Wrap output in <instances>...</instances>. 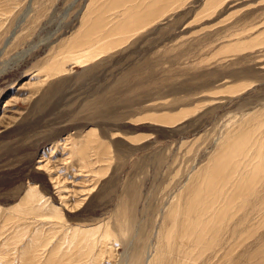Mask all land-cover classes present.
Listing matches in <instances>:
<instances>
[{
	"label": "rangeland",
	"instance_id": "374dc122",
	"mask_svg": "<svg viewBox=\"0 0 264 264\" xmlns=\"http://www.w3.org/2000/svg\"><path fill=\"white\" fill-rule=\"evenodd\" d=\"M110 4L0 0V264H23L27 243L32 264H81L75 250L91 244L106 264H264V173L213 180L233 169L234 137L264 144V44L244 49L264 35V0L162 3L109 39L115 49L48 74L80 41L106 38L123 10ZM94 12L108 19L89 32Z\"/></svg>",
	"mask_w": 264,
	"mask_h": 264
},
{
	"label": "bare ground",
	"instance_id": "6f19581e",
	"mask_svg": "<svg viewBox=\"0 0 264 264\" xmlns=\"http://www.w3.org/2000/svg\"><path fill=\"white\" fill-rule=\"evenodd\" d=\"M109 1V0H108ZM113 2V5L110 4L111 7H108L105 11V13H109V8H114V9H118V8H121L120 10H122V14L120 15V18L119 20H116L111 23V27L109 29V34L106 36H104V32L103 33V36H104V39L102 40L101 39V34H100V39L97 41V38H99V36L97 38H94L92 39L91 41H89V45L87 44H81V41L79 42L80 45L78 44L77 48H73L74 50H71V52H67L66 55H64L63 59L61 62L59 61H52L53 64L51 65V67H49V71H48V74H59L60 72H64L63 68L65 67V61H71V62H75V63H79V64H86L88 63L89 61L93 60L94 58L98 57L99 55L101 54H104L106 52H108L109 50H113L115 49L116 47H118L119 45L122 44L119 43L120 41H117V42H111L109 41L112 40L114 37L116 38L117 36H121V34H130V33H134L137 31L136 29V26L137 24H141V25H144L146 23H148L149 21L152 22V20L156 17H161V15L159 14L160 11L162 12V8L164 10V7L165 6H162L164 3L165 5L169 4V6L167 5L166 8H165V12L163 13H167V8H170L171 6H173L174 4H176V0H144V2H141V3H138L136 4L135 0H110ZM141 1V0H140ZM219 0H209V5L210 6H213L214 4H216ZM107 3V2H105ZM113 10V9H112ZM98 12V11H97ZM103 12V11H101ZM112 13V12H111ZM94 14H96V12H94ZM114 14V13H113ZM118 14V13H117ZM86 15V14H85ZM89 15V14H88ZM97 15V18L95 19L94 17V20L92 22V24H89V27H88V31L91 32L93 30V32L95 31V29L97 30V27L98 25H100V21L104 20V23L106 22L105 19L108 17H105V19L101 18V16L103 14H96ZM95 15V16H96ZM112 15V14H111ZM125 15V16H124ZM119 16V15H117ZM91 18V17H90ZM92 19V18H91ZM101 19V20H100ZM108 19V18H107ZM106 19V20H107ZM97 22V23H96ZM99 22V23H98ZM140 25V26H141ZM102 26L104 27V25L102 24ZM101 27V26H100ZM106 27V25H105ZM99 29V28H98ZM102 29V27L100 28ZM108 31V30H107ZM99 33V32H98ZM108 33V32H107ZM106 35V34H105ZM90 38V37H88ZM92 38V37H91ZM114 38V41L117 40L118 38L115 39ZM121 41H124V39L126 38H122V36L119 38ZM258 43V44H257ZM73 44V43H72ZM76 44V43H75ZM259 44L263 45L264 44V35H262L258 41L255 42V40H252L250 41L248 44H246V47L244 49H249V48H254L256 46H258ZM71 46V45H69ZM68 46V47H69ZM70 49V47H69ZM72 49V48H71ZM243 48H235V47H229V49H226L225 51L227 53L229 52H241V51H244ZM67 50V49H66ZM66 50L64 51V53L66 52ZM224 51V52H225ZM58 58V57H57ZM50 61V60H49ZM188 115V114H187ZM181 117V120H182V116L179 114L177 115H172L170 117V115L168 117H163L161 118L162 121H164L165 123L167 124H170V123H176L178 121H181L179 120ZM185 117V115H184ZM183 117V119H184ZM254 133L251 134L249 131L245 132V133H241L239 136H236L233 138L232 142L229 144V146L226 148V160H227V163L229 165H232L233 164V169L230 171V172H226L224 169L222 168H217L215 171H214V177H213V180L215 182H219V183H224V184H227L226 182H228L227 180H224L225 178L227 179H232L231 182H236L238 179H237V176L241 173V172H247V173H250L252 174L253 176H256L258 174H263L264 173V144H262V150L260 148V144H257V143H252V137H253ZM83 143V142H82ZM81 143V144H82ZM88 143V142H86ZM78 144V143H77ZM83 145V144H82ZM247 145L248 146V149H247ZM80 146V145H79ZM78 147V146H77ZM82 148L86 147V145L84 144V147L81 146ZM81 148V149H82ZM243 148L247 149L246 151H243ZM81 151V150H80ZM79 151V152H80ZM107 151V150H106ZM99 153V152H98ZM105 154V152L103 153V155ZM107 155V154H105ZM247 166H250V168H248L247 171H245V168ZM213 173V172H212ZM246 174V173H245ZM230 175V178H228V176ZM248 176V175H247ZM236 177V178H235ZM249 181V180H248ZM261 184L264 183V177L259 181ZM238 184V183H237ZM236 184V185H237ZM231 184H229L228 186H230ZM240 186H243L241 184H238ZM220 188H218V196L217 198H222L224 195V189L226 186L220 184L219 185ZM247 187V186H245ZM234 188H237L236 186ZM255 187H253L254 189ZM260 190V189H259ZM233 191V190H232ZM252 191V190H251ZM240 193V192H239ZM225 194H228V193H225ZM230 195V194H229ZM34 195H30V198H33ZM36 198V197H35ZM225 198V197H224ZM230 198V197H229ZM228 200V198H227ZM244 201V200H243ZM22 202V201H21ZM260 202V201H259ZM24 203V205L26 204V202H22ZM33 203V202H32ZM228 203V202H227ZM246 203V202H245ZM244 204V203H243ZM263 204V203H262ZM45 204L43 205H40V206H44ZM224 206V209L226 207H230L232 205H223ZM239 209V208H238ZM237 209V210H238ZM20 210L23 211L22 208H20ZM264 210V209H263ZM225 211V210H224ZM223 211V212H224ZM31 213V212H30ZM35 213V212H34ZM230 216V215H229ZM232 216V215H231ZM32 217V216H31ZM246 220V218H244ZM231 220H225V216H221L219 217V219L216 221L217 225H220V227H224V226H228V223L230 222ZM244 221V220H243ZM242 221V222H243ZM21 223V221L19 222ZM24 223V222H23ZM22 223V224H23ZM26 223V222H25ZM221 223V224H220ZM234 223V222H233ZM206 224V223H205ZM225 224V225H224ZM242 224V223H241ZM31 225V224H30ZM238 225L235 224V226ZM249 225V223H248ZM19 226V225H18ZM241 226V225H240ZM235 228V227H234ZM79 230V229H78ZM74 231V230H73ZM76 231V230H75ZM74 231V232H75ZM81 231V230H80ZM183 231V230H182ZM27 232V230H26ZM25 232V233H26ZM83 232V231H82ZM227 232V228H223L222 230L219 231L218 233V236H219V243H221V247L223 248L225 245L229 247H231L233 250H235L238 246V244H236L235 246H231L230 244V241L228 242L227 240H224V235L226 234ZM68 233V232H67ZM73 233V232H72ZM13 234V233H12ZM11 234V235H12ZM27 234V233H26ZM35 234V233H34ZM70 234V233H69ZM21 234H18L16 236H13V240L17 239ZM76 235V234H75ZM84 234H80L78 236V242H80V240H82ZM231 235L233 238H235L237 235H238V232L233 230L231 232ZM243 235L241 236H238L239 237H242ZM24 237V236H23ZM10 238V239H11ZM27 238V236H26ZM169 238H170V235H166V242H168V244L170 243L169 242ZM25 239V238H24ZM32 239V238H30ZM24 241V240H23ZM30 241V240H29ZM35 241V240H33ZM40 241V240H39ZM19 242V241H18ZM77 242V243H78ZM65 243V242H64ZM95 243V242H94ZM218 243V244H219ZM71 245H72V242H71ZM78 244L75 243V247L77 246ZM32 245L29 246V244L27 243L26 247L23 249L22 253H21V261L23 262V264H32L36 261V256H35V252L34 250L32 249L31 247ZM64 247V246H63ZM88 249H85L86 251L82 250L81 251V247L78 246V249H76L75 251H77V253L79 254V258L77 259L80 263L82 261L81 264H106L105 263V259H106V250H105V246H102L98 249L97 251V254L98 255H95L93 256V252L95 253V251H93L92 249L94 248L93 244H91L90 246H87ZM91 247L92 249L90 250ZM53 248V247H52ZM73 248V247H71ZM35 249V248H34ZM64 249V248H63ZM74 250V249H72ZM71 250V251H72ZM36 251V250H35ZM55 251H59V250H55ZM54 251V252H55ZM64 251V250H63ZM70 251V250H69ZM52 252V250L50 251ZM112 252V251H111ZM51 254V253H50ZM55 253H53L54 255ZM70 253H62V256L61 258H64V257H67ZM77 254V255H78ZM96 254V253H95ZM38 255V254H37ZM52 255V256H53ZM57 253L54 255L56 256ZM75 255V254H74ZM48 256L47 254V257H45V264H51L49 263L48 261V257L49 259L52 258ZM43 257H44V253H43ZM60 258V257H59ZM71 258L73 259L72 255H70V257L68 258V260L70 259L69 263L68 264H72L74 259L71 260ZM105 258V259H104ZM48 260V261H47ZM68 262L67 259H64ZM76 260V259H75ZM58 261V260H57ZM60 261V260H59ZM65 261V262H66ZM107 261V259H106ZM187 261V260H186ZM66 262V263H67ZM36 264V263H35ZM74 264V263H73Z\"/></svg>",
	"mask_w": 264,
	"mask_h": 264
}]
</instances>
